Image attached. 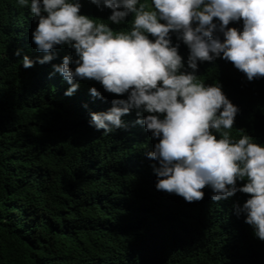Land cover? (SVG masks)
I'll use <instances>...</instances> for the list:
<instances>
[{
    "label": "trees",
    "instance_id": "16d2710c",
    "mask_svg": "<svg viewBox=\"0 0 264 264\" xmlns=\"http://www.w3.org/2000/svg\"><path fill=\"white\" fill-rule=\"evenodd\" d=\"M35 27L28 8L0 0V264H264V241L233 210L248 194L214 202L205 186L204 198L188 203L156 190L157 162L146 153L158 140L134 123L135 110L122 118L127 128L107 136L88 123L90 112L127 94L81 80L66 96L63 77L50 75L52 64L74 55L66 46L53 61L24 68L25 55H44L32 40ZM172 42L186 67L187 46L174 34ZM196 75L219 84L239 108L232 136L243 129L264 145V77L249 82L222 58L198 63Z\"/></svg>",
    "mask_w": 264,
    "mask_h": 264
},
{
    "label": "clouds",
    "instance_id": "9594fccd",
    "mask_svg": "<svg viewBox=\"0 0 264 264\" xmlns=\"http://www.w3.org/2000/svg\"><path fill=\"white\" fill-rule=\"evenodd\" d=\"M30 10L35 30V60L25 55L24 68L56 58L57 46L74 50L50 75L60 74L69 86L81 80L99 82L104 91L124 96L107 111L90 112L89 126L107 136L127 128L122 119L133 110L151 133L154 150L147 152L158 191L192 203L211 189L214 202L248 194L233 204L237 217L264 241V145L232 129L239 108L219 84L206 85L196 75L198 63L230 61L249 82L264 77V0H16ZM110 10V11H109ZM131 18V19H129ZM242 28L228 27L240 23ZM130 25L120 28L117 26ZM189 54L185 63L180 43ZM14 56L19 57L17 49ZM90 94L104 99L96 87ZM87 107V105H85ZM238 181H246L238 186Z\"/></svg>",
    "mask_w": 264,
    "mask_h": 264
}]
</instances>
